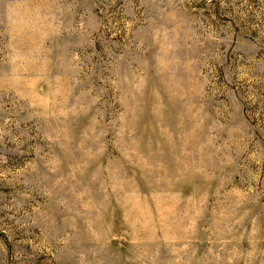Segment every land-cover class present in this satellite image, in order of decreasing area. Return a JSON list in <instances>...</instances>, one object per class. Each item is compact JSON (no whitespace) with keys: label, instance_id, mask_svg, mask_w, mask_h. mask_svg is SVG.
Segmentation results:
<instances>
[{"label":"rangeland","instance_id":"obj_1","mask_svg":"<svg viewBox=\"0 0 264 264\" xmlns=\"http://www.w3.org/2000/svg\"><path fill=\"white\" fill-rule=\"evenodd\" d=\"M0 264H264V0H0Z\"/></svg>","mask_w":264,"mask_h":264}]
</instances>
